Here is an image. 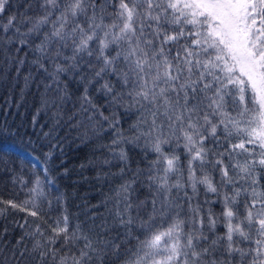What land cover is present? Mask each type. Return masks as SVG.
<instances>
[{
	"label": "snow or ice",
	"instance_id": "snow-or-ice-1",
	"mask_svg": "<svg viewBox=\"0 0 264 264\" xmlns=\"http://www.w3.org/2000/svg\"><path fill=\"white\" fill-rule=\"evenodd\" d=\"M0 90V264H264V0H0Z\"/></svg>",
	"mask_w": 264,
	"mask_h": 264
},
{
	"label": "trees",
	"instance_id": "trees-1",
	"mask_svg": "<svg viewBox=\"0 0 264 264\" xmlns=\"http://www.w3.org/2000/svg\"><path fill=\"white\" fill-rule=\"evenodd\" d=\"M9 95V91L0 90V124L7 123L14 131L19 130L20 135L8 136L5 135L0 137V145H2L6 150H9V146L14 150L13 154L16 156H21L25 151L31 152V148L27 146L26 137L24 136L25 131L31 132V121L36 113L38 104L34 101L32 95L28 94L23 100H21L19 91L11 92L12 100L8 104H5V100ZM20 106L17 107L16 105ZM37 119L43 122L45 119L44 115L41 114ZM87 151L86 149L84 150ZM83 152L70 151L68 155V166L71 168L83 157ZM23 158L21 163H23ZM66 183H70L67 181ZM87 190V185L81 186V194ZM18 188H14L13 185L8 180V177H0V197L4 199L12 198L18 192ZM22 197V194H21ZM95 202V201H93ZM74 202L70 210L75 212L76 208ZM24 215L23 213H18L16 219ZM9 226L11 224V217L6 221Z\"/></svg>",
	"mask_w": 264,
	"mask_h": 264
}]
</instances>
